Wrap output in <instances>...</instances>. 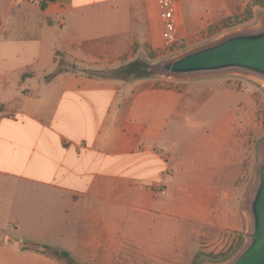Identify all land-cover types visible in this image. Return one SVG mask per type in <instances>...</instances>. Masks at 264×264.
Returning <instances> with one entry per match:
<instances>
[{
    "label": "crops",
    "instance_id": "0c3cea01",
    "mask_svg": "<svg viewBox=\"0 0 264 264\" xmlns=\"http://www.w3.org/2000/svg\"><path fill=\"white\" fill-rule=\"evenodd\" d=\"M210 4L179 1L178 38L239 3ZM164 46L159 0H0V264H67L44 246L114 264L127 236L228 228L243 158L224 116L237 102L194 121L205 109L188 87L56 72Z\"/></svg>",
    "mask_w": 264,
    "mask_h": 264
},
{
    "label": "rangeland",
    "instance_id": "374dc122",
    "mask_svg": "<svg viewBox=\"0 0 264 264\" xmlns=\"http://www.w3.org/2000/svg\"><path fill=\"white\" fill-rule=\"evenodd\" d=\"M180 0H178L179 3ZM193 10L204 11L210 8L211 0H187ZM235 2L223 20L210 24L203 31L178 39L171 46H164L156 51L143 48L135 60L149 65L165 63L171 59L190 53L199 48L220 41L227 36L256 28L264 18V5H257L262 0H228ZM246 2L247 4H242ZM264 2V1H263ZM220 13L224 12L220 7ZM132 59V58H129ZM128 58L118 64H92L63 61L57 66L59 70L70 69L72 72L92 76L130 64ZM164 88L187 91L191 95L189 104L205 109L192 115V120L211 119L221 109L238 103V109L225 114L227 121L236 122L239 154L243 158L240 176L234 187L230 209L235 211L228 220V228L221 232H209L208 225L192 223L190 236H127L122 242L121 254L114 264H223L231 262L245 248L250 229L247 219V204L259 182V168L264 160V84L251 72L232 69L214 74H201L182 79L167 76L143 77ZM185 87V88H184ZM209 109V110H206ZM232 223V224H231ZM232 227V228H231ZM188 232L184 229V235ZM124 243V245H123ZM67 264L70 260L63 258Z\"/></svg>",
    "mask_w": 264,
    "mask_h": 264
},
{
    "label": "water",
    "instance_id": "95a60500",
    "mask_svg": "<svg viewBox=\"0 0 264 264\" xmlns=\"http://www.w3.org/2000/svg\"><path fill=\"white\" fill-rule=\"evenodd\" d=\"M232 69L251 72L264 84V18L256 28L147 68L153 76L176 79ZM258 174L259 182L246 210L250 229L247 244L235 259L223 264H264V160Z\"/></svg>",
    "mask_w": 264,
    "mask_h": 264
},
{
    "label": "trees",
    "instance_id": "16d2710c",
    "mask_svg": "<svg viewBox=\"0 0 264 264\" xmlns=\"http://www.w3.org/2000/svg\"><path fill=\"white\" fill-rule=\"evenodd\" d=\"M257 5H264L263 1H258ZM148 63H143L141 61H135L127 65H123L118 69L108 70L106 72H100L97 74H93L94 77L97 78H105V79H120V80H131L135 78H143V77H152L153 75L147 70ZM44 253L53 255L55 257H64L70 260V263L74 264V262L69 258L67 253H59L48 246L41 247Z\"/></svg>",
    "mask_w": 264,
    "mask_h": 264
},
{
    "label": "built area",
    "instance_id": "2783aa9c",
    "mask_svg": "<svg viewBox=\"0 0 264 264\" xmlns=\"http://www.w3.org/2000/svg\"><path fill=\"white\" fill-rule=\"evenodd\" d=\"M165 45L171 47L178 42L177 6L178 0H159Z\"/></svg>",
    "mask_w": 264,
    "mask_h": 264
}]
</instances>
